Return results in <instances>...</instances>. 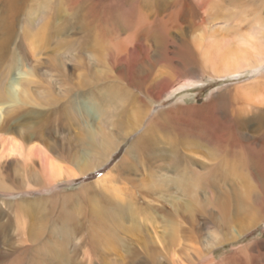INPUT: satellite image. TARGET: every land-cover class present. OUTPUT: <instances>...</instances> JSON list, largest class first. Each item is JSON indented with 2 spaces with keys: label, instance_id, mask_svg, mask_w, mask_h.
I'll return each mask as SVG.
<instances>
[{
  "label": "rangeland",
  "instance_id": "obj_1",
  "mask_svg": "<svg viewBox=\"0 0 264 264\" xmlns=\"http://www.w3.org/2000/svg\"><path fill=\"white\" fill-rule=\"evenodd\" d=\"M205 1H24L0 63V90H7L10 80L18 85L17 100L0 99V142L13 138L25 152L40 149L76 174V158L84 156V164H97L106 140L116 148L121 137L131 133L132 118L125 109L133 103L125 93L143 101L151 112L144 116L146 119L141 118L142 125L102 166L68 181L65 177L51 188H45L37 157L26 164L16 157L0 159V235H74L69 250L75 264H152L142 247L144 235L153 241V249L161 253L159 261L165 264H170V258L179 264H201L197 262V250L210 252L217 264H264V106L240 101L245 89L264 91V68L245 69L226 78L210 77L209 65L200 58L193 40L213 29L221 33L225 27L220 21L213 26L207 23L205 9L196 5ZM216 1L228 5L232 1L249 15V21L260 10L264 21V0ZM127 41V47L138 46L139 52L134 56L130 49L125 50L127 57L121 59L124 53L120 51ZM166 80L168 86L161 87ZM154 113L163 118L164 125H159L155 116L152 123L158 139L153 151L136 165L132 157L137 151H131L129 162L114 171V181L95 185L120 163ZM233 119L251 124L231 127ZM220 142L223 150H219ZM172 150L197 160L200 164L192 167L196 173H206L201 164L217 167L213 179L231 197L229 211L235 213L242 204L246 212L224 229L213 224L219 218L213 206H208L211 216L196 211L192 215V210L183 209L182 218L175 222L181 223L184 232L176 235L178 244L174 247L165 235L163 249L160 221L150 223L153 221L148 217L146 224L134 215L139 211L136 208L122 221L116 214L122 205L119 203L138 201L137 190L147 181L153 186L159 181L166 183L165 196L147 199L150 205L172 209L180 202L177 198L184 204L187 197L177 192V186L190 174L180 177L184 182H173L169 190L168 181L175 174L158 169L169 164L158 153ZM180 166L185 169L187 165L181 162ZM113 219L120 224L110 232ZM191 222L200 227L197 234L185 232ZM242 227L246 228L239 238L226 240ZM94 235L101 236L93 241ZM108 236L113 242L107 245ZM21 256L27 264L30 254ZM89 256L91 263H87Z\"/></svg>",
  "mask_w": 264,
  "mask_h": 264
},
{
  "label": "bare ground",
  "instance_id": "obj_2",
  "mask_svg": "<svg viewBox=\"0 0 264 264\" xmlns=\"http://www.w3.org/2000/svg\"><path fill=\"white\" fill-rule=\"evenodd\" d=\"M24 1L25 0H0V63H2L3 59L5 58L8 45L13 37V31H14L13 27L15 21L18 17L20 10L24 5ZM197 1L198 0H196V2ZM233 4L234 3L232 1L229 3V5L221 4V2H218L216 0H206L204 4L196 3L198 8L203 7L205 9V13H207L205 16V20L209 25L213 26L215 22L220 21V23L223 24V27H225L222 28L221 30L224 33L223 32L219 33L217 32L218 30L213 31L214 30L213 29L210 31V33L206 35L204 34L203 36L201 35V37L197 38V40L196 39L193 40V46L197 50L200 58L202 59L203 62L209 65L208 67L209 73H210V77L212 78L215 77L226 78L232 75H236L245 69L246 70L249 69L252 71H257V70L261 71L263 70L262 68H264V21L261 19V15H260L261 13L259 12L260 10L255 11L253 17L251 16L252 19L249 21L250 19V18L248 19L249 15H246L242 8L238 9ZM232 5L233 8L231 7ZM126 43H130V41L125 42V44ZM128 49L131 50L130 52L134 56H136L139 52L138 46H133L132 48H129L127 47L126 44L120 51L124 53L123 55L120 56L121 59L122 57L125 58L127 57L125 50ZM127 69L128 71L132 70V68L130 67H128ZM163 86L165 87L168 86L167 80L162 81L161 87ZM17 87L18 85L14 80L8 81L7 90L3 91L5 88L0 90V99L4 97H8L11 100H17V91H16ZM245 90L247 91L246 94H244V97L241 96L240 99L241 102L243 100L247 101L248 106H250L251 103L258 104L259 106H264L263 90L258 91L255 87L252 89L248 88ZM125 94H126L125 98L129 102L133 103L131 107L125 109L126 112L128 111L130 112L132 118L131 126L128 125L129 130L132 133L136 128L142 125L141 118L144 116L146 117L150 114L151 107L148 108L147 104H144L143 101H141L135 96H132L130 93H125ZM236 100L238 101V98H236ZM136 103L141 104V106H136ZM191 109L193 111V108ZM186 111H191V110L190 108H187ZM194 112L197 113L198 110H194ZM157 115H158L157 113H154L153 117L152 118L150 117L151 119L147 123L146 129L144 130L143 134H141L131 143L130 147L126 151V154L124 155V158L120 161V163L117 164L114 167V169H112L110 172L99 178L96 181L95 185H104V183L107 182L109 183L114 181L112 180L114 171L115 170L120 171L122 165L129 162L128 155L131 153V151L134 150L137 151L136 156L132 157V160L135 163V165L136 163L138 164L139 159L140 160L143 159L148 155V153H151L153 151V144H155L154 141H157L158 135L154 131L155 128L152 122L154 118L156 119V117H158L157 123L159 125H164L162 123L163 118H160ZM119 122H120L119 126L120 124L122 125L121 123L122 121ZM230 123H231L230 124L231 127H236V128H239L243 125L249 126L251 124L249 121H237V120H234ZM131 133H129V131L125 133L121 137L118 146ZM97 143L99 144V142ZM176 144H174V146L171 149H174L175 145L179 146L178 143ZM99 146H101V144H99ZM219 146H220V149L218 148L219 150L224 149L223 148L224 144L222 142H220ZM116 148L114 147L112 141L106 140V143L103 144L102 147V155L100 156L101 157L100 162H98L97 164L92 163L90 165H86L84 164L85 161L81 162V160L84 159V156L81 157L79 156V158L75 159V162L73 164V166L78 170V173L76 174L74 173L73 170L63 167L58 162L52 160L46 153L42 152L40 149L31 148L25 152L21 143L13 138H5L1 140L0 159L16 157L21 159L23 163L26 164L28 161L31 160L32 157L34 156L37 157L40 161L43 180L47 184L45 188H51L52 186H55L56 183L61 182V180L64 179L65 177H68L67 179L68 181L70 179L77 178L79 176H83L87 174L91 170V168H98L102 166L108 160L109 155L113 151H115ZM168 152L169 153L167 152L158 153L160 155V159H168L169 161L167 167L164 168V165L163 166L159 165L158 169L159 170L163 169L164 171L175 174L176 178L175 177L171 178L170 179L171 181L170 180L168 181L169 190L173 187V182L175 183L177 180L179 183L184 182V181H179L180 179L182 180V178L180 177L184 178L185 175H187L188 173L190 174V177L186 178V182L180 183L181 185L178 183L180 187L177 186V192L180 195L187 197L184 198L185 200H183L184 204L182 205V203H180L182 198H177L178 201L180 202L178 203V205L173 204L172 209H167L165 205H163L160 208L157 207V205L156 207L155 205H150L147 199L158 195L159 198L156 199L159 200L160 198H163V196H165L164 193H167V191L164 192L165 190L163 189L164 186L166 187V183L164 181H159L158 186L157 185L153 186L150 184V182L147 181V183L145 182L143 183L141 189L139 188L137 190L139 194L137 196L138 203L137 202L130 204L127 203V205H125V203L124 204L119 203L122 205L119 207V210L116 214L118 221L121 219L123 220V217L125 215L127 216L128 214H130L132 209L134 208L139 210L137 214H134L135 216H138L137 218L139 220L141 219L143 220V222L145 221L146 223V221H148L147 218L149 217V220L153 221L150 223L157 222V220L160 221L159 223L162 224L164 231L162 238L163 244L162 243L161 244L163 246V249H165L166 242H163L165 235L167 236L169 235L168 241L169 243H172L174 247L178 244V240H177L178 238L176 235H179V233H182V231L184 232V229H182L181 227V223L179 225V223L175 222L180 217L182 218V214L184 213L183 209L192 210L190 211L192 215H193V211H196V212H200L201 215L211 216V212L208 210V206H213L214 208L218 209L219 212V218H218L219 223L217 222L218 220L215 219L213 224L215 227H220L224 229L231 227V225L234 222H237L240 219L239 217L240 214H242V212L243 214H245L244 212H246L245 211L246 209L243 208L245 205L242 204L239 205L240 209H238L235 213L232 214L229 211V202L231 200V197L228 195L227 192L222 191V189L218 188L217 181L213 179V175L217 167H215L214 165L201 164L204 166L206 173L205 174L203 173L200 174L199 172L196 173L194 170H192V167L200 164L198 163L197 160L191 159V157L186 156L184 154H182L181 156L179 153H175V151L173 150L171 152L170 151ZM168 154H170L171 156ZM181 162H183L184 165H187L185 169L183 166L182 167L180 166ZM188 166L191 168L190 169L187 168ZM162 183L163 185H161ZM186 184H188V186ZM116 191L117 190L113 189V192ZM170 195L172 196V194ZM131 200L132 202L134 201L133 199ZM199 201L201 203L200 207H198ZM183 206H185V208ZM151 214L153 215L151 216ZM112 216L109 217L113 218ZM109 217H107V219ZM112 221H113L112 228L109 230L110 232H113L115 226L118 227L120 224V222L117 223L115 219H113ZM149 227H151V224L149 225ZM168 227L169 230L166 229ZM120 228L122 227L120 226ZM199 228L200 227H198L197 225L193 224V222H191L189 230H185V232L192 231L191 233L197 234L198 231L200 230ZM245 228L246 227H242L241 229H238L236 235H228V238H226V240L236 239L237 237L239 238V236H241V234L245 231ZM166 230L168 232L167 234H166ZM100 236L101 235H94L93 241L98 240ZM198 236L200 237V235ZM73 237L74 235H61V237H57L55 235H48L46 237H44V235H0V263L24 264L23 262L24 257H22L21 255L27 252L30 254V258L28 259L27 264H75L74 257L71 251L69 250V244L72 241ZM151 241L152 240L149 239L148 237H145V235L141 240L143 249L147 252V255L151 257L149 263L165 264L159 261L158 257L161 253L158 255L156 251L158 249L155 250L153 249L155 246L153 241L152 242ZM112 242H113V237L108 236L106 238V244L108 245L109 243L111 244ZM89 245H92V243H90ZM213 249H215V247H213ZM90 252L93 251L90 250ZM93 253L98 254L99 251H94ZM196 254H197V262H200L201 264H217L214 262L213 256L211 255L210 252H207L206 254H202L201 251L197 250ZM162 257H165L166 259V255L165 256L163 255ZM87 261H88L87 263H91L92 256H89L87 258ZM169 262L170 264H179V262L171 258Z\"/></svg>",
  "mask_w": 264,
  "mask_h": 264
}]
</instances>
